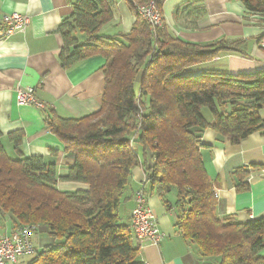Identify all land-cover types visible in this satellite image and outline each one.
Returning a JSON list of instances; mask_svg holds the SVG:
<instances>
[{"label": "trees", "instance_id": "obj_1", "mask_svg": "<svg viewBox=\"0 0 264 264\" xmlns=\"http://www.w3.org/2000/svg\"><path fill=\"white\" fill-rule=\"evenodd\" d=\"M164 1L156 0L160 8ZM240 1L251 14L264 17V0ZM69 2L73 13L59 29L64 40L60 62L68 69L104 57L103 104L81 119L51 116L46 127L76 157L65 180L89 189L59 190L57 166L42 157L9 158L0 131V212L19 226H45L64 240L38 252L31 264H142L130 227L119 214L130 199L132 172L141 165L131 144L136 134V145L153 158L151 167L143 164L150 191L168 210L177 211L176 228L199 247L202 257L219 264H264V216L248 223L219 218L200 155L206 129L234 145L255 133L264 135V70L186 75V69L233 49L224 41L203 47L171 38L165 26L153 31L140 17L129 34L102 39L98 33L112 20L114 0ZM77 32L86 36V43L78 41ZM205 108L211 123L202 114ZM9 138L17 145L21 137L10 133ZM238 175L248 185L250 174ZM174 191L175 206L167 199Z\"/></svg>", "mask_w": 264, "mask_h": 264}, {"label": "crops", "instance_id": "obj_2", "mask_svg": "<svg viewBox=\"0 0 264 264\" xmlns=\"http://www.w3.org/2000/svg\"><path fill=\"white\" fill-rule=\"evenodd\" d=\"M132 1L114 0L112 20L102 26L98 37L117 40L132 31L138 21ZM161 10L169 37L203 47L224 41L233 49L186 69L184 74L215 71L239 75L264 70V17L251 14L240 0H165ZM12 12L29 16L31 24L25 33H16L0 41V131L5 152L6 149L11 151L12 155H7L13 160L42 157L47 164L57 166L59 190L87 191L88 185L65 180L76 157L47 129L46 122L51 116L81 119L99 112L103 104L107 61L102 56H94L71 68L62 67L60 54L64 40L59 29L73 13L69 0H0V29L3 16ZM76 36L81 44L86 43L84 34L77 32ZM143 76L144 70L137 76L138 83ZM18 86L34 87L45 109L19 106L15 96ZM202 114L209 123L213 121L208 109H203ZM10 133L20 135L17 145L9 138ZM201 144L200 155L213 186L214 198L215 193L218 194L215 198L217 216L221 219L232 217L239 223L263 217L264 135L255 133L234 145L215 131L206 129L201 132ZM134 147L141 165L132 172L130 199L120 207V218L131 230L135 194L145 189L148 203L165 234L159 245H146L142 249L132 235L134 248L140 249L137 260L142 264H219L218 259L202 257L199 247L178 231L177 211L168 210L162 198L150 191L143 164L153 165L151 152H144L139 145ZM241 171L250 174V181L246 180L248 185L243 176L238 175ZM20 227L12 216L0 212V238L12 239ZM32 241L37 252L22 256L12 264H31L38 252L64 242L45 226H40Z\"/></svg>", "mask_w": 264, "mask_h": 264}, {"label": "built area", "instance_id": "obj_3", "mask_svg": "<svg viewBox=\"0 0 264 264\" xmlns=\"http://www.w3.org/2000/svg\"><path fill=\"white\" fill-rule=\"evenodd\" d=\"M132 5L138 17L146 22L153 31L163 29L164 16L160 6L155 0H133ZM31 24V19L25 14L12 12L2 18L0 29V41L8 39L16 33H25ZM16 102L19 106H34L45 109L37 99L34 87L18 86L15 90ZM138 134L131 139L132 146H136ZM250 181V179H248ZM215 198L218 194L215 193ZM40 230V225L29 224L20 227L13 238L2 236L0 238V264L17 263L19 258L34 255L37 252L33 244V236ZM131 231L133 237L142 249L146 245H159L165 238V234L159 227L157 218L148 203V195L145 189H140L135 194V207L131 219ZM148 264V263H146Z\"/></svg>", "mask_w": 264, "mask_h": 264}, {"label": "rangeland", "instance_id": "obj_4", "mask_svg": "<svg viewBox=\"0 0 264 264\" xmlns=\"http://www.w3.org/2000/svg\"><path fill=\"white\" fill-rule=\"evenodd\" d=\"M206 109V108H205ZM207 110V109H206ZM262 115L264 116V111L262 112ZM5 143V142H4ZM4 145V144H3ZM5 146H6V144H5ZM8 148V147H7ZM6 151H7V153H8V155L10 156V155H12V152L11 151H9V150H7L6 149ZM177 197V195H176V192L174 191V192H172L169 196H168V200H169V202L173 205V206H175V204H176V198ZM176 198V199H175Z\"/></svg>", "mask_w": 264, "mask_h": 264}]
</instances>
